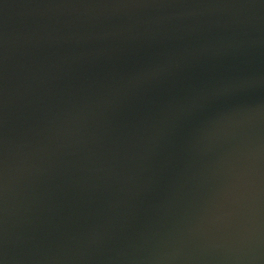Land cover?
Segmentation results:
<instances>
[{
	"label": "water",
	"instance_id": "95a60500",
	"mask_svg": "<svg viewBox=\"0 0 264 264\" xmlns=\"http://www.w3.org/2000/svg\"><path fill=\"white\" fill-rule=\"evenodd\" d=\"M0 264H264V0H0Z\"/></svg>",
	"mask_w": 264,
	"mask_h": 264
}]
</instances>
